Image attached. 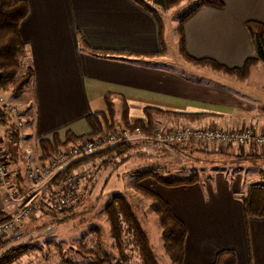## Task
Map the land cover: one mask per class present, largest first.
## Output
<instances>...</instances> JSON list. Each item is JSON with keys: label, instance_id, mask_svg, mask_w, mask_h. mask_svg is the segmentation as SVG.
Returning a JSON list of instances; mask_svg holds the SVG:
<instances>
[{"label": "crops", "instance_id": "obj_1", "mask_svg": "<svg viewBox=\"0 0 264 264\" xmlns=\"http://www.w3.org/2000/svg\"><path fill=\"white\" fill-rule=\"evenodd\" d=\"M24 1L27 15L18 27L25 44L22 66H30L33 77L22 94L29 95L30 103L18 104L23 112L28 108L30 124L18 132L17 144L9 145L2 135L10 180L0 186V212L5 215L19 204L4 195L9 192L17 198L27 187L25 180H18L24 178L23 150L39 156L38 141L50 140L53 134L59 140L66 132L87 135L84 118L104 112L107 95L115 116L125 104L129 123L141 120L142 109L151 108L203 115L191 125L240 130L255 123L264 131V67L254 66L240 82L174 61L190 75L187 78L170 70L167 54L149 57L159 50L157 26L150 14L129 0ZM221 1L222 10L203 7L183 23L185 52L195 60L238 68L253 57L243 23L264 24V0ZM139 151L138 146L123 157ZM247 156L249 163L262 166L256 170L245 166L244 174L228 177L207 174L194 185L151 188L185 228L182 264H210L221 250L234 252L235 264H264V218L245 219L240 202L246 186L257 182L264 170V154L250 149ZM238 168L239 172L242 167Z\"/></svg>", "mask_w": 264, "mask_h": 264}, {"label": "trees", "instance_id": "obj_2", "mask_svg": "<svg viewBox=\"0 0 264 264\" xmlns=\"http://www.w3.org/2000/svg\"><path fill=\"white\" fill-rule=\"evenodd\" d=\"M136 6L145 10L152 16L157 26L159 50L157 53L150 54L149 57L164 55V48L162 44L163 40V24L160 16L156 14L151 8L148 7V3L157 7L161 11H167L171 8H175L181 0H129ZM209 7L215 10H222L224 4L221 0H193L192 7L188 10V13L175 18L176 25L173 29V33L176 37V52L178 56L187 64L195 67L205 68L214 73L224 75L226 77L234 78L237 81H245L250 70L256 66L261 65L264 67V24L246 20L243 23L244 30L249 38L253 57L247 58L243 61L242 65L238 68H226L215 63L212 60L200 59L195 60L190 58L184 48V37L182 33L183 23L196 13L200 8ZM27 15V4L24 0H0V91L9 92L12 96H21L25 88L31 83L33 77V71L30 66L23 68L22 56L25 51V44L21 40L18 32L20 22ZM94 53H98L93 51ZM128 53V52H126ZM107 53H103V57ZM148 56V55H147ZM105 111L99 113H92L84 118V121L89 129V133L83 136H73L69 132H66L62 140L53 134L50 140H40L37 145L39 148L40 161H49L59 149L65 148L69 144H77L84 138L95 137L102 133L112 130V125L115 117L113 104L109 100V96H105ZM23 113H26L24 111ZM143 118L141 120L128 122L127 108L122 102L119 106L118 121L121 128L132 131L137 129L142 135V139L134 140L131 142H120L113 146L105 147L103 150L79 159L73 163L66 171L65 174L71 172L74 169L77 162L86 161H101L98 166H103L108 162H115L116 159H123L124 154L134 148H137L141 143L151 142L156 144L157 148L164 146L156 143L152 139V127L154 125L155 116H169L178 120L188 122L190 124L203 119V115H189L178 113H167L157 109L144 108L142 109ZM6 123V116L0 110V126L4 127ZM30 120L25 121V125H29ZM12 125L9 129L6 128L3 132L4 138H7L9 145L18 143V131L13 130ZM149 141V142H148ZM171 147H177L182 149V146L178 144L169 145ZM140 147V146H139ZM165 147V146H164ZM150 148V147H149ZM199 150V149H196ZM32 151V150H31ZM33 152V151H32ZM202 153L208 154L206 151ZM34 154V152H33ZM35 155V154H34ZM36 156V155H35ZM24 158V155H23ZM125 159V158H124ZM123 159V160H124ZM78 163V164H79ZM86 163V162H85ZM97 163V162H96ZM24 165V162H23ZM97 165V164H96ZM25 170V169H24ZM169 174V173H167ZM93 175V173H92ZM133 178L130 181V189H132L136 195L142 198H146L148 202L149 210L153 213L156 219V223L159 228L160 247L163 254L167 257L170 264H182L183 262V245L185 240V228L183 224L174 216L169 205L163 201L156 193L149 191L142 186L143 180H150L163 187H178L194 185L199 183L200 179L196 173H191L181 177L165 176L163 173H158L155 169H151L145 172H135ZM19 177V175H18ZM60 177V176H59ZM59 179V178H58ZM20 181L21 178H18ZM142 180V181H141ZM50 186H47L49 192ZM26 189L23 191L22 194ZM243 216L245 219L264 218V186L258 183H251L247 185L244 191V195L240 198ZM51 208H40L43 215L47 214L50 217L56 215H63L65 212L72 210H57L55 213L50 211ZM102 215L104 217L105 224L107 226V233L109 238L113 242L116 255L119 257V264H125L126 256L125 249L132 246L138 257V264H157L154 253L151 251L149 237L144 231L142 224L132 211L131 205L127 200L120 196L114 195L110 201L105 205ZM67 216H62V219L57 223H62ZM8 219V216L4 212H0V224L4 223ZM13 234V233H11ZM96 235V241L90 243L86 238H80L78 244L75 246V252L83 257L90 259V262L86 264H111V257L107 256L101 247L102 240L99 237L97 231H89L88 236ZM9 235V234H8ZM124 235L129 239L124 240ZM4 237V236H3ZM4 242H0V246ZM29 245L26 244H13L8 246L4 252V256L0 263L9 264L13 259L19 257V255L25 254L27 251L31 253ZM35 252V251H34ZM60 264H71L63 259L62 253L59 252ZM210 264H235L234 252L230 250H221L217 252Z\"/></svg>", "mask_w": 264, "mask_h": 264}, {"label": "rangeland", "instance_id": "obj_3", "mask_svg": "<svg viewBox=\"0 0 264 264\" xmlns=\"http://www.w3.org/2000/svg\"><path fill=\"white\" fill-rule=\"evenodd\" d=\"M192 2L193 0H181L175 8H171L167 11H161L149 3L147 4L148 7L156 12V14L162 19V44L164 48V55L167 54V62L169 60L171 61L170 63L172 67L170 70L179 72L187 78L190 75H184L186 73V71L183 70L184 68H180L179 64L173 63L176 60L179 63V59L183 61L176 52V38L175 34L173 33V29L176 25L175 18L188 13V10L192 7ZM25 100L30 103L29 95H21L16 97L12 96V94L9 92L0 91V110L6 116V123L4 124L5 126H0L1 136L4 134L3 132H5L6 128L9 129L10 125L14 126L13 130L20 132L25 126V121L27 119L30 120L29 114H26L28 112V108L26 110L27 112L23 113V110L19 107V102H24ZM5 105L15 109L18 113L17 117H14L9 114L8 111L3 110L2 107ZM166 121H171L173 123H168ZM177 121L178 119L169 116H155L152 133L165 132L169 130L175 131V129L180 128L227 130L221 129L219 127L191 125L188 122L185 123V121ZM16 123H20V127H17ZM250 125H254L257 132L261 131L260 127L255 123L249 124L245 127ZM111 129L126 130L129 133H132L134 130L133 129L132 131H129L127 129L121 128V125L118 121V115L114 117ZM139 135L142 137L140 133ZM258 135L260 134H255V136ZM224 144L226 143L224 142ZM224 144L208 146L206 149H204V151L208 152V154H205L200 152L201 149L195 145H192L190 142H186L182 146V149L171 146H161L157 148L155 146L156 144H151V142H149L148 144L141 143L139 145L140 151L136 152V154L134 153L135 151L128 152L124 160L118 159L115 162H108L105 165L99 166L97 168H95V166H98V163L101 161V159L100 161H93V164L92 161L86 160V163L77 162L74 169L71 171L76 174L75 178L78 181L82 178L84 180L81 184L80 190L78 191L76 204L71 208L64 209L72 211L68 213L65 212L63 215L50 217L47 214L43 215V212L47 210H39L32 220H26L16 232L0 238V242H4L0 246L1 259L5 255L4 252L8 246L13 244H26L29 245L30 248H33L31 249L32 252L29 253L27 251L25 254L19 255V257L16 256V258L13 259V261L9 264H60L58 262L60 258L59 252L62 253L63 259L66 260V262L71 264H86L87 262H90V259L79 256L75 252V246L78 244L80 238L91 240L89 241L88 246L90 243L95 242L96 235L93 234L88 236L89 231L95 230L98 232L99 237L102 240L101 247L103 252L107 256L111 257V264H119V257L116 255L115 249L113 247L114 244L111 238L108 236L107 226L105 224L102 211L105 205L114 195H120L124 197L131 205L133 213L142 224L144 231L147 233L150 243L149 248L151 247V251L154 253L157 264H170L167 257L161 250L159 228L156 223L155 216L149 210V201L146 198L136 195V193L130 189V181L133 178L132 174H134V172L141 173L155 169L156 172L163 173L167 177H181L193 172L196 173L200 178L201 176L218 172L228 177L235 173L244 174L243 171L246 170V167L247 170H256L262 166L258 161H251L249 163L247 161L249 158L247 154L250 149H253L254 151H262L264 154V148H256L252 146V148H248L246 153L242 154L239 150L237 151L235 146H225ZM240 166L242 167L240 170L242 172H238V167ZM263 173L264 170L259 173L257 182L254 183L264 186V184L260 181V176ZM21 181L24 183L23 176H21ZM151 184L155 186H152ZM142 186L153 193H155L154 191H159L161 188H164L150 180L142 183ZM152 187L154 191L151 189ZM4 196L5 198H8L11 195L5 194ZM240 196L242 197V195ZM22 202L23 199L15 201L16 204H21ZM43 206L44 209H48L47 201L43 202ZM49 210L53 213L57 211L52 209ZM62 216L67 217L62 223H57L59 222L58 220L62 219ZM124 240L128 241L129 239L124 235ZM124 253L127 257L125 264H138L137 254L131 245L125 249ZM6 262L4 263L7 264Z\"/></svg>", "mask_w": 264, "mask_h": 264}, {"label": "built area", "instance_id": "obj_4", "mask_svg": "<svg viewBox=\"0 0 264 264\" xmlns=\"http://www.w3.org/2000/svg\"><path fill=\"white\" fill-rule=\"evenodd\" d=\"M2 108L12 116L17 117L18 113L15 109L6 105ZM16 126L20 127V123H16ZM257 133L260 135L255 136ZM139 139L142 137L137 129H134L132 133L126 130L112 129L95 137L84 138L77 145L71 144L59 149L46 162L40 161L39 156H35L31 150L24 149L26 191L17 198L11 196L6 198L11 201L22 200L21 198H23V202L19 204L18 209L8 215V219L4 223L0 224V238L16 232L26 220H32L44 201H47L48 208L57 210L68 209L76 204L78 191L84 179L78 181L73 171L67 174L65 171L78 159L90 156L105 147L120 142H131ZM152 139L164 146L172 144L183 146L186 142H190L201 150L210 145H222L225 142V146H235L237 151L239 150L242 154L246 153L248 148H252V146L264 148V132H257L254 125L232 131L180 128L175 129V131L153 132ZM1 141L2 136L0 135V186L5 187L9 181L8 159L1 147ZM260 181L264 184V173L260 176ZM47 186H50L49 192L46 190Z\"/></svg>", "mask_w": 264, "mask_h": 264}]
</instances>
